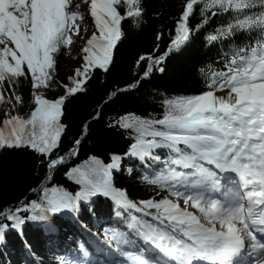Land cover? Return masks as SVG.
Instances as JSON below:
<instances>
[{
  "label": "snow or ice",
  "instance_id": "1",
  "mask_svg": "<svg viewBox=\"0 0 264 264\" xmlns=\"http://www.w3.org/2000/svg\"><path fill=\"white\" fill-rule=\"evenodd\" d=\"M143 12L142 0H0V105L15 108L23 102L15 87L23 80L30 81L36 105L27 118L5 111L0 149L30 148L48 158L50 170L78 155L79 139L67 157L52 158L66 129L61 122L65 101L85 91L92 70L108 71L126 35L122 22L131 18L138 27ZM197 12L202 22L191 27ZM86 14L95 30L85 38ZM224 14L227 22L205 39L209 44L232 39L231 54H225V70L200 69L207 90L165 99L159 119L129 113L117 120L116 126L131 133L128 151L111 154L107 163L91 156L70 169L66 175L81 186L75 194L45 187L42 201L0 214L19 228L21 211L31 210L27 219L47 220L46 213L76 211L81 200L102 195L123 210L116 212L118 217L128 213L132 230L131 236L110 231L107 243H114L120 258L111 264H264V237H258L264 233V0H186L168 51L141 56L137 63L149 61L145 78L154 69L163 72L158 66L169 53ZM238 34L246 37L241 45L234 42ZM75 38L83 41L82 68L69 77L71 86L63 85L65 95L47 99L43 90L55 83L56 57L62 49L70 53ZM156 150H167L165 168L142 181L167 195L133 201L115 187L113 172L129 157L161 161ZM222 189L221 196L214 195ZM7 227L0 225V237ZM61 264L68 262L61 258Z\"/></svg>",
  "mask_w": 264,
  "mask_h": 264
},
{
  "label": "trees",
  "instance_id": "2",
  "mask_svg": "<svg viewBox=\"0 0 264 264\" xmlns=\"http://www.w3.org/2000/svg\"><path fill=\"white\" fill-rule=\"evenodd\" d=\"M185 2L142 0L144 12L139 26H135L131 18L122 22L126 35L118 42L108 71L99 68L92 70L91 78L84 85L85 91L66 99L61 117L66 129L52 158L67 157L79 139L78 155L69 157L66 163L50 170L48 158L30 148L0 149V213L23 208L31 201H42V189L45 187H62L75 194L81 186L66 175L70 169L81 165L91 156L107 163L111 154L123 155L128 151L133 142L131 133L116 126L117 120L129 113L159 119L164 112L165 99L200 94L207 90L201 68L209 72L208 65H212L211 70H225V54H231L232 39L209 44L205 37L227 22V14L212 17L203 28L193 32L182 48L169 53L158 66L163 67V72L154 69L150 76L144 77L149 61H140L139 64L137 61L141 56L158 57L168 51ZM123 11L121 8L122 14ZM201 22L202 17L197 12L190 18L189 24L194 27ZM158 36L160 39H157ZM245 39V36L238 34L234 42L241 45ZM71 57L72 50L69 53L67 49H62L56 57L55 83L46 89L50 100L58 99L65 90L63 85L71 83L65 68ZM133 84L136 87H131ZM15 87L23 102L15 108L8 106L20 114L30 112L35 106L30 81L23 80ZM8 94L11 95V90ZM154 154L161 156L160 162L148 160L142 163L136 158L131 161L129 157L124 164L132 170L131 174L113 172L115 187L126 190L133 201L160 199L167 195L166 191L142 181L144 175L152 177L165 168L167 150H156ZM88 203L92 206L91 210L87 207ZM117 211L123 210L117 209L110 198L98 195L87 201L81 200L76 211L46 213L47 220L27 219L32 215L31 210L21 211L18 215L24 219V223L19 228L13 227L15 222L0 214V225H8L0 237V264H61V258L68 264H80L84 251L88 252V246L76 232L78 227L74 229L72 224L80 228L87 224L92 229L100 223L101 228L96 227L91 231L100 233L105 240H108L113 229L131 236L132 230L127 228L128 213L124 212L118 217ZM50 231H66L65 235L72 240L64 242L58 252L48 244L45 234Z\"/></svg>",
  "mask_w": 264,
  "mask_h": 264
},
{
  "label": "rangeland",
  "instance_id": "3",
  "mask_svg": "<svg viewBox=\"0 0 264 264\" xmlns=\"http://www.w3.org/2000/svg\"><path fill=\"white\" fill-rule=\"evenodd\" d=\"M84 23L87 25L88 30L86 32L85 31H82L81 35L86 38V37L90 36L91 35V32L94 31L95 29L92 26L91 18L89 16H87V14L85 16ZM82 46H83V41L80 40L79 38H75V43L71 46L72 57H71V59H69L67 61V64H66V67H65L66 68V71L68 72V74L70 75V77H72V76L75 75V71H76L77 68H82V65H83V60H82L83 53L80 51V49H81ZM69 86H71V83L69 84ZM43 91H44L45 96H47V98L49 99V96H48V93H47L46 89H44ZM65 94H66V90H64V92L61 94V96L62 95H65ZM8 109H11V113L13 115H15V114L18 113L17 110L12 109L7 104L0 105V118L2 119V121L5 118L4 117L5 111L8 110ZM33 110H34V108L30 112L22 113L20 115L21 116H24L25 118H27L28 116H30V114H31V112ZM133 159L134 158H129V160H131V161ZM160 164H163V163H160ZM159 167L162 168L161 166H159ZM127 169H130V168L126 167V165L124 164V161H123L121 170L120 171H114V172L119 173V174H129V172L127 171ZM177 170L178 171H182V169H180V168H177ZM181 190H183V189H181ZM87 207H88L89 210H91V208H92V206L89 203H88V206ZM116 219L118 220V217ZM100 225H101L100 223H97L96 224V227L97 228H101ZM72 227L73 228L75 227L74 229H77V227H78V230H76V232L81 236V239L85 242L86 245H88L89 247H92V245H91L92 240L91 239H98L99 242H101L100 240H102L103 243L101 242V244L105 248L104 247H101V249H103L104 251H106V253H109V251H110V253H112L111 254L112 256L116 257L117 259H120L118 257V255H116L113 252V249L115 247V246H113V244L112 245H109L107 243V240H105V238L100 233H95L94 231H91V230H96V227L91 229L90 226H88L86 224V225H82L81 228H80L75 223L72 224ZM128 230H129V228H128ZM65 232L66 231H63V233H61V232L59 233L58 231H50L47 234H45L46 237H47V239H48V241H49L48 244L50 245V247L52 249L57 250L59 252V248H60V246L64 242H70L72 240L71 238L68 239V237L65 235ZM92 251L94 253L93 248H92ZM84 263H85V259H84Z\"/></svg>",
  "mask_w": 264,
  "mask_h": 264
},
{
  "label": "bare ground",
  "instance_id": "4",
  "mask_svg": "<svg viewBox=\"0 0 264 264\" xmlns=\"http://www.w3.org/2000/svg\"><path fill=\"white\" fill-rule=\"evenodd\" d=\"M84 10V6L82 5L81 6V11H83ZM225 93L224 92H217V95H224ZM46 98H47V96H45ZM35 107H36V105H35ZM34 107V108H35ZM20 114V113H19ZM205 166H208V167H213V170H215L214 169V166H209V165H205ZM178 168H180V169H182V171H183V168H181V167H178ZM218 171V170H217ZM233 178H235V177H233ZM182 189V188H181ZM225 190L224 189H222L221 190V193H215L214 195H216V196H221V194L224 192ZM94 235V234H93ZM96 235V234H95ZM91 236V235H90ZM92 240V243H91V245H92V248H93V250H94V256L93 257H89L88 259H86V261H85V263L84 264H111V261L115 258V259H117L116 257H114V256H112V255H110V251H109V253H106V251H104L103 249H101V247H104V246H102V244H101V242L103 243V241L102 240H100L101 242H99V240L98 239H91ZM90 245V244H89ZM113 246H115V245H113ZM105 248V247H104Z\"/></svg>",
  "mask_w": 264,
  "mask_h": 264
}]
</instances>
